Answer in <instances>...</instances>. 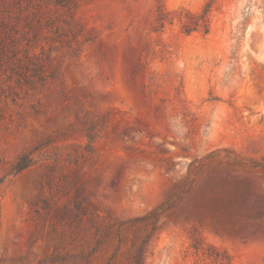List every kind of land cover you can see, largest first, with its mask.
Listing matches in <instances>:
<instances>
[{"label": "rangeland", "instance_id": "1", "mask_svg": "<svg viewBox=\"0 0 264 264\" xmlns=\"http://www.w3.org/2000/svg\"><path fill=\"white\" fill-rule=\"evenodd\" d=\"M75 1L0 67V264H264V0Z\"/></svg>", "mask_w": 264, "mask_h": 264}, {"label": "trees", "instance_id": "2", "mask_svg": "<svg viewBox=\"0 0 264 264\" xmlns=\"http://www.w3.org/2000/svg\"><path fill=\"white\" fill-rule=\"evenodd\" d=\"M7 0H0V67L2 70L9 71V77L18 75L20 78H28V26L33 31V35L39 36L42 34H56L63 25L67 30H74L77 26L74 21V8L76 6L75 0H44L45 4H53L55 6V14H50L47 17H43L42 13L38 14L42 10L40 3L37 6V16L35 23H31L32 18L28 17L31 14L28 12V8H21L14 10L6 6ZM55 1V2H54ZM215 0H210L202 10L198 17H191L190 21L184 24V31L186 33L195 30L197 28L208 31L209 18L208 14ZM31 7L28 2V7ZM49 12V11H47ZM161 13V12H160ZM34 15V14H33ZM65 16L64 18H62ZM160 22L163 23L164 17H159ZM31 23V24H30ZM45 30V31H43ZM53 39V38H52ZM25 41L27 47H21L22 42ZM55 41V40H53ZM30 58V57H29ZM28 166V163H18L14 165V173H18L20 170ZM192 247L196 250L202 249V242L199 238L193 237ZM145 247L146 242L140 246L134 257V264H144L145 262ZM214 257L215 261H219L220 264H231L229 256L224 252H211L208 254Z\"/></svg>", "mask_w": 264, "mask_h": 264}, {"label": "bare ground", "instance_id": "3", "mask_svg": "<svg viewBox=\"0 0 264 264\" xmlns=\"http://www.w3.org/2000/svg\"><path fill=\"white\" fill-rule=\"evenodd\" d=\"M259 50H260V49H259ZM261 53H262L261 51H258V53H257V54H258V55H260Z\"/></svg>", "mask_w": 264, "mask_h": 264}]
</instances>
